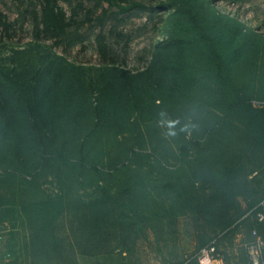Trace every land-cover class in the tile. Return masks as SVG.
I'll return each mask as SVG.
<instances>
[{
	"label": "rangeland",
	"instance_id": "obj_1",
	"mask_svg": "<svg viewBox=\"0 0 264 264\" xmlns=\"http://www.w3.org/2000/svg\"><path fill=\"white\" fill-rule=\"evenodd\" d=\"M138 1L144 9L116 15L107 0H60L85 35L65 49L35 33L36 0H0V195L69 200L62 232L90 249L73 264H194L217 236L227 264H247V214L264 200V117L214 113L219 94L193 64L202 52L187 16L155 7L172 0ZM193 2L234 85L264 114V0ZM101 31L115 61L101 57ZM208 121L232 135L193 131ZM93 204L98 222L79 221ZM25 236L22 220L0 219V264H42Z\"/></svg>",
	"mask_w": 264,
	"mask_h": 264
},
{
	"label": "trees",
	"instance_id": "obj_2",
	"mask_svg": "<svg viewBox=\"0 0 264 264\" xmlns=\"http://www.w3.org/2000/svg\"><path fill=\"white\" fill-rule=\"evenodd\" d=\"M35 1V0H31ZM40 8H34L32 10L34 29L37 35L44 34L46 37L55 39L57 45L67 47L74 46L78 43H83L85 35L80 31V21L74 16L69 17L60 5V0H36ZM110 5H118L119 10L115 12H128L132 9H144L145 5L143 2L134 0L131 3L124 4L118 0H107ZM174 6L177 12H180L187 16L191 22L192 30L199 44V48L196 52H202L198 59L193 60L195 67L200 68L201 66L208 70V76L210 77V83L212 89L218 92V97L215 98V102L210 104L215 107V112H229V116L239 121L244 122L250 121L249 113L253 110L256 117L255 121L260 122V118L264 117L262 108H255L250 103L243 93L239 92V89L234 85L230 74L226 68L224 57L214 43L212 35L209 33L207 28L201 24L197 5L193 0H172L171 2H160L156 4V9L159 11L166 10ZM5 15L0 11V26L6 27ZM97 41L99 46V52L104 60L115 61L116 58L109 56L112 48L108 44V36L104 32H100L97 35ZM182 43V39L179 40ZM158 53H155L157 55ZM22 97L27 101L29 113L35 120L41 118V114L38 110V104L34 89L26 87L25 93L20 92ZM230 120L228 123L229 124ZM222 124L215 125L214 122L208 121L205 126L198 125L194 132L199 135L209 131L210 136H214L215 133L223 134L221 137L226 135H232V133L224 132ZM252 124L245 128H239L240 137H248L251 139L254 133ZM83 166V163L79 164ZM264 200L256 202L252 210ZM100 204V202H99ZM89 208V207H88ZM88 210H82V216L79 217V221L89 223L97 221L100 218V212L98 204H93ZM249 210V211H250ZM70 211V201L62 195L49 194L46 198L38 200L30 204L19 205L14 200L0 195V219L5 221L22 220L26 234V245L30 246L32 250L40 251L42 255V264H70L76 253L84 252L90 253V249L86 246H79L74 241L70 240L67 234L62 232L61 223L59 220ZM254 221V226H259L254 214H248ZM244 218H247L246 216ZM82 222V223H83ZM97 223L96 225H98ZM252 227V228H253ZM251 228V229H252ZM220 236L212 238L208 244L214 239H217L219 245ZM198 248V249H199ZM246 251V250H245ZM247 256V254H246ZM195 264L196 259L192 257L190 259ZM73 264V263H72ZM247 264H249L247 258Z\"/></svg>",
	"mask_w": 264,
	"mask_h": 264
},
{
	"label": "built area",
	"instance_id": "obj_3",
	"mask_svg": "<svg viewBox=\"0 0 264 264\" xmlns=\"http://www.w3.org/2000/svg\"><path fill=\"white\" fill-rule=\"evenodd\" d=\"M250 213L255 215L259 226L251 229V238L245 244L247 258L249 264H264V202L250 210ZM193 257L196 259L195 264H227L217 239L199 248Z\"/></svg>",
	"mask_w": 264,
	"mask_h": 264
}]
</instances>
